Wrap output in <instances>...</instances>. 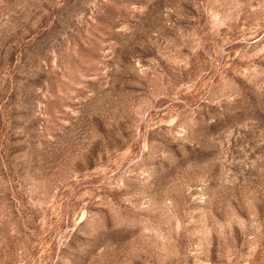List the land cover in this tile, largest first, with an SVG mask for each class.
Returning <instances> with one entry per match:
<instances>
[{
  "label": "rangeland",
  "instance_id": "374dc122",
  "mask_svg": "<svg viewBox=\"0 0 264 264\" xmlns=\"http://www.w3.org/2000/svg\"><path fill=\"white\" fill-rule=\"evenodd\" d=\"M0 264H264V0H0Z\"/></svg>",
  "mask_w": 264,
  "mask_h": 264
}]
</instances>
